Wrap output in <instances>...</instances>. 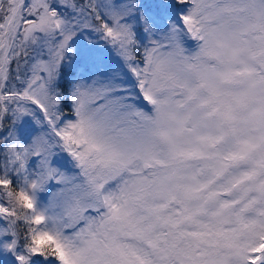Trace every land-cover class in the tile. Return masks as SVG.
Instances as JSON below:
<instances>
[{
	"label": "snow or ice",
	"instance_id": "snow-or-ice-1",
	"mask_svg": "<svg viewBox=\"0 0 264 264\" xmlns=\"http://www.w3.org/2000/svg\"><path fill=\"white\" fill-rule=\"evenodd\" d=\"M0 264H264V0H0Z\"/></svg>",
	"mask_w": 264,
	"mask_h": 264
}]
</instances>
